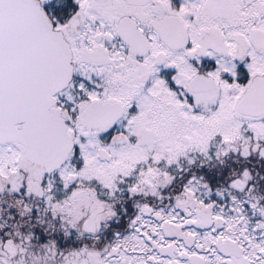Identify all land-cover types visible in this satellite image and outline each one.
<instances>
[{"label": "snow or ice", "instance_id": "1", "mask_svg": "<svg viewBox=\"0 0 264 264\" xmlns=\"http://www.w3.org/2000/svg\"><path fill=\"white\" fill-rule=\"evenodd\" d=\"M0 264H264V0H0Z\"/></svg>", "mask_w": 264, "mask_h": 264}]
</instances>
